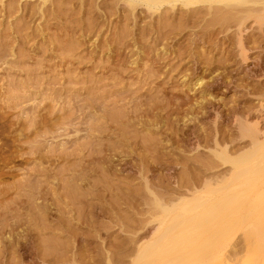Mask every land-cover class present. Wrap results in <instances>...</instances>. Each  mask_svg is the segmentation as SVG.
Instances as JSON below:
<instances>
[{"label":"rangeland","instance_id":"rangeland-1","mask_svg":"<svg viewBox=\"0 0 264 264\" xmlns=\"http://www.w3.org/2000/svg\"><path fill=\"white\" fill-rule=\"evenodd\" d=\"M229 4L0 0V264L127 259L156 199L228 172L264 130V18Z\"/></svg>","mask_w":264,"mask_h":264},{"label":"bare ground","instance_id":"bare-ground-1","mask_svg":"<svg viewBox=\"0 0 264 264\" xmlns=\"http://www.w3.org/2000/svg\"><path fill=\"white\" fill-rule=\"evenodd\" d=\"M123 2L132 10L141 5L152 12L165 7L209 10L232 3L242 6L241 12L259 11L254 15L264 18V0ZM240 133L249 139V148L236 155L227 146L213 152L216 160L229 166L228 172L214 180L195 181L188 195L176 202L156 199L154 225L134 237L127 259L114 264H264V130L258 120L246 118ZM214 163L210 161L211 166Z\"/></svg>","mask_w":264,"mask_h":264}]
</instances>
